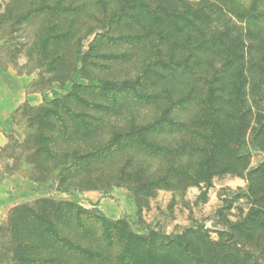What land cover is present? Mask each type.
Here are the masks:
<instances>
[{
  "label": "rangeland",
  "instance_id": "obj_1",
  "mask_svg": "<svg viewBox=\"0 0 264 264\" xmlns=\"http://www.w3.org/2000/svg\"><path fill=\"white\" fill-rule=\"evenodd\" d=\"M0 132V264L42 199L143 238L86 264H264V0H0Z\"/></svg>",
  "mask_w": 264,
  "mask_h": 264
},
{
  "label": "trees",
  "instance_id": "obj_2",
  "mask_svg": "<svg viewBox=\"0 0 264 264\" xmlns=\"http://www.w3.org/2000/svg\"><path fill=\"white\" fill-rule=\"evenodd\" d=\"M225 71L221 69L219 74H224ZM214 100L208 97L206 103L211 105ZM221 101V98L217 99L218 103ZM87 156L88 153L77 155L74 163L89 165L88 160H85ZM37 181L39 182L38 179ZM38 201L48 205L37 208L24 205L10 219L9 231L20 240L17 249L28 254L26 259L21 261L22 264L93 263L95 257L98 255L101 257L100 251L96 249L107 245V239L110 240L111 247L121 245L125 236L127 239L135 240L137 244L143 242L142 237L127 232L123 235L118 233L114 240L115 230L122 227L120 222H107L105 217L95 211L82 208L72 202L52 199ZM78 235L82 236L83 243L79 242ZM128 260L122 257L116 261L123 264Z\"/></svg>",
  "mask_w": 264,
  "mask_h": 264
},
{
  "label": "crops",
  "instance_id": "obj_3",
  "mask_svg": "<svg viewBox=\"0 0 264 264\" xmlns=\"http://www.w3.org/2000/svg\"><path fill=\"white\" fill-rule=\"evenodd\" d=\"M13 110V109H12ZM12 110H10L9 112L3 114V120H6L7 122V126L9 125L10 123V113L12 112ZM9 129H12L11 127L8 126ZM5 143V136L2 134V132H0V145H3Z\"/></svg>",
  "mask_w": 264,
  "mask_h": 264
}]
</instances>
